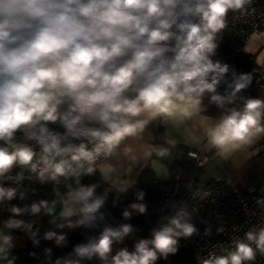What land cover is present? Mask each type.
Segmentation results:
<instances>
[{"label": "clouds", "instance_id": "9594fccd", "mask_svg": "<svg viewBox=\"0 0 264 264\" xmlns=\"http://www.w3.org/2000/svg\"><path fill=\"white\" fill-rule=\"evenodd\" d=\"M252 3L0 0V204L15 199L18 191L4 181L19 184L25 173L29 180L52 185L53 194L51 200L8 208L11 216L0 227V262L15 264L14 230L30 233L32 243L39 244V228L33 230L35 221H25V215L97 227L109 191L123 194L134 185L136 164L167 175L165 162L183 155L182 149L190 159L211 152L228 161L264 138V87L261 96H244L255 72H239L216 58L229 13L250 16ZM211 108L217 115L209 114ZM154 127L163 128L159 137ZM15 168L20 171L13 176ZM97 175L96 182H83ZM101 184L108 189L98 192ZM143 195L138 193V200ZM208 195L203 191L200 198ZM24 196L20 192V199ZM256 204L264 219V196ZM131 208L146 212L143 203ZM123 216L128 219L131 212ZM132 231L130 224L105 226L54 264L93 258L103 264H156L176 254L179 240L197 228L181 207L152 229L151 239L139 240L134 251L121 248L109 260L113 245ZM43 238L65 241L53 231ZM257 256L264 257V226L233 238L221 254L210 251L197 261L254 264Z\"/></svg>", "mask_w": 264, "mask_h": 264}, {"label": "built area", "instance_id": "2783aa9c", "mask_svg": "<svg viewBox=\"0 0 264 264\" xmlns=\"http://www.w3.org/2000/svg\"><path fill=\"white\" fill-rule=\"evenodd\" d=\"M252 8L255 12L250 16L237 18L230 12L227 17L228 27L223 35L234 37L244 45L253 34L264 32V0H253L249 10ZM252 71L255 72L256 79L252 86L242 93L244 96H251L252 91L261 93V88L264 87V69L254 64ZM53 128L56 131H64L56 125ZM258 153L264 158V138L260 139ZM198 159L188 158L189 173L181 164L172 166L167 189L155 199L150 208V213L160 225L167 223L181 207L187 208L191 214V222L197 228V232L191 236L195 264H198V257L204 258L210 251L221 254L222 249L231 247L233 238H242L243 233L250 228L264 226V219L261 218L260 209L256 204V199L264 196V189H257L253 185L239 189L227 188L216 183L196 187H187L183 184L186 177L191 181L195 180L197 170L202 167V163L204 165L201 154ZM19 171V168L13 169L12 175L15 176ZM24 175L25 178L19 184L13 181L6 182L27 193L46 185L52 193V185L40 184L34 179L29 180L27 173ZM203 191L209 192V195L201 199L200 194ZM218 228H223L224 231L218 232ZM254 264H264V257L257 256Z\"/></svg>", "mask_w": 264, "mask_h": 264}, {"label": "trees", "instance_id": "16d2710c", "mask_svg": "<svg viewBox=\"0 0 264 264\" xmlns=\"http://www.w3.org/2000/svg\"><path fill=\"white\" fill-rule=\"evenodd\" d=\"M223 42L218 50L216 58L235 67L239 72H251L255 64V55L242 51L243 43L236 38L223 35ZM255 80V79H254ZM253 80V83H254ZM252 83V84H253ZM5 187H14L4 181ZM109 186L101 184L100 192L108 189ZM168 187L167 181L157 179L154 172L149 168L143 169L137 176L134 185L123 194H117L113 189L109 191L108 198L98 215L103 214V220H97V227L88 228L84 226L69 227L68 223L57 218L55 223H51L49 216L40 214L39 216L25 215L21 217L25 221H35L33 230L39 228L38 239L39 244L34 245L30 238V233L24 230H14V248L12 252L16 258L21 260L23 264H48L49 260L54 262L57 258L68 257L73 252V248L77 244L87 243L91 237H98L105 226L118 227L121 224H130L133 231L124 238L122 242L113 245L111 255H115L121 248H127L134 251L135 244L141 239H151L152 229L159 228L160 224L150 213V208L154 204L155 199L162 194ZM20 192L12 201H5L0 204V227L2 222L11 216L8 211L10 206L25 207L40 199H47L50 195L48 186L43 185L37 187L32 192H24V199H20ZM143 192V199L138 200L137 194ZM133 203H143L146 205V212L141 214L131 208ZM127 210L131 212V217L126 219L123 212ZM75 217L72 218L73 222ZM60 225H63L62 227ZM46 231H53L58 236L64 235L65 241L58 244L56 239L45 240ZM83 264H103L98 258L90 261H84ZM156 264H195L192 253V239L181 238L178 244V251L174 255H169L167 260L163 258L157 260Z\"/></svg>", "mask_w": 264, "mask_h": 264}, {"label": "crops", "instance_id": "0c3cea01", "mask_svg": "<svg viewBox=\"0 0 264 264\" xmlns=\"http://www.w3.org/2000/svg\"><path fill=\"white\" fill-rule=\"evenodd\" d=\"M246 44L248 47V52L255 55V64L264 69V32L253 34L248 42L243 45V52H245L244 47ZM261 95V93L252 91L251 97H258ZM209 114L217 115V110L215 108H211ZM152 131L154 135L159 137V135L163 132V128L154 127ZM259 144L260 140L252 145L246 152L238 153L228 161L218 160L211 152L201 153L203 160L205 157H207V160L204 161V165L197 170L195 180L191 181L188 177H186L183 180V184L187 187H196L216 183L227 188L236 187L239 189H243L248 185H253L256 186L257 189H264V158H262L258 153ZM187 151L188 149H182L183 155L174 156L172 160L165 162L168 169L167 175H158L150 164L144 166L143 163H139L134 166L132 179L135 181L143 169L149 168L154 172L157 179L166 182L170 176L171 168L175 164H181V167L187 173H189V160L187 157ZM97 180H99L98 175L95 177H86L83 182L94 183ZM97 191L100 192L99 189ZM52 198L53 194L50 192V195L47 199L51 200ZM59 211L60 206L57 205V215ZM11 254L16 257L13 252ZM0 264H3V262H0ZM15 264L23 263L21 260L16 258Z\"/></svg>", "mask_w": 264, "mask_h": 264}]
</instances>
